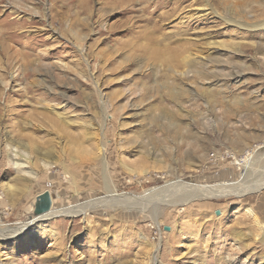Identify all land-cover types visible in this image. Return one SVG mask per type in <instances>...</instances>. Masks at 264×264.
<instances>
[{
    "label": "rangeland",
    "instance_id": "1",
    "mask_svg": "<svg viewBox=\"0 0 264 264\" xmlns=\"http://www.w3.org/2000/svg\"><path fill=\"white\" fill-rule=\"evenodd\" d=\"M205 1L264 20V0H0V223L43 191L84 209L0 240V264H264V27L186 18ZM178 184L203 196L140 211Z\"/></svg>",
    "mask_w": 264,
    "mask_h": 264
},
{
    "label": "bare ground",
    "instance_id": "2",
    "mask_svg": "<svg viewBox=\"0 0 264 264\" xmlns=\"http://www.w3.org/2000/svg\"><path fill=\"white\" fill-rule=\"evenodd\" d=\"M184 1V0H183ZM196 1V0H195ZM248 1V0H247ZM249 2V1H248ZM165 3V2H164ZM163 3V4H164ZM166 4V3H165ZM164 4V5H165ZM199 4V3H198ZM241 4V2H240ZM259 4V3H258ZM194 5V4H193ZM246 5V3H245ZM198 6V5H197ZM236 6V5H235ZM257 8V7H256ZM173 10H175V8H172ZM191 9V8H190ZM168 14H171V10L168 11ZM185 14V13H184ZM216 15L218 17H221L227 24H231V25H234V26H237V27H244L245 29H256V28H262L264 27V20H261V21H255L253 23H248V22H245V21H242L240 19H235V18H227V17H224L222 15V13H219L217 12L216 10L212 9L211 6L208 5V3L205 1L203 6L202 7H194L192 8L190 11L187 12V16L186 18L189 19V20H192V19H197V21H207V19L210 17V15ZM212 15V16H213ZM250 15V14H249ZM170 16V15H169ZM210 19V18H209ZM208 19V20H209ZM254 19V18H253ZM222 20V21H223ZM191 22V21H190ZM192 23V22H191ZM19 29V28H18ZM10 31V30H9ZM4 34V33H3ZM19 34V33H18ZM5 36V35H4ZM15 37V36H14ZM13 40V39H12ZM2 44V43H1ZM3 46V45H2ZM3 48V47H2ZM1 48V52L0 53H3V50L4 48L2 49ZM7 48V47H6ZM8 50V49H7ZM5 53V52H4ZM8 54V53H7ZM10 54V53H9ZM4 56V55H2ZM191 56L193 57V54L192 53H189L185 56H182L181 57V63L185 66L188 67V64H189V61H191ZM6 57V56H5ZM8 58V57H7ZM194 59V58H193ZM197 59V58H195ZM10 64V62H9ZM193 65V64H192ZM8 66V65H7ZM189 72V71H188ZM196 72V71H195ZM12 146V145H10ZM12 148H15L14 149H11V151L15 152V156L16 155H21V153H27L28 152V147L26 145H19V146H13ZM23 155V154H22ZM41 155V159L39 161V164L42 168L44 169H49V168H52L54 167L58 162L57 160H54V158L52 157V155H50L49 153H40ZM21 157V156H20ZM21 160V159H20ZM25 162V161H24ZM18 167H21L24 163H15ZM239 164V163H238ZM235 183L237 182H234V183H230L229 185H235ZM175 183H170V187L171 185L173 186ZM176 186V185H175ZM212 187V186H211ZM215 187V185H214ZM217 188H219L220 190L222 189H225L223 187H219V186H216ZM177 188V192L175 193H172L170 190L169 192L166 191V194H164V190L162 191V193H153V192H149L148 193V196L145 198V200L148 202V204L145 205L146 202H138V206H143L142 208H140V211H145V208L148 207V205H152V203L154 202L155 203H158V198L159 196L162 197V194L164 195V201H169L171 199H180L181 202H184L185 200H190V199H193L194 197L198 198V197H201L203 196V193L199 192L200 189L198 186H191V185H184V184H178V186L176 187ZM216 188V189H217ZM232 188V187H231ZM261 188V186L257 187L255 190H259ZM201 189H204L203 187ZM210 189V188H209ZM215 190V188H214ZM246 191V190H245ZM243 193V192H241ZM207 194V193H206ZM112 196L115 195V193H112L111 194ZM228 195V194H227ZM115 198H118L119 197H115ZM185 199V200H183ZM162 202V201H160ZM172 204V203H171ZM177 204V203H176ZM168 205V204H167ZM152 208V207H151ZM130 209H137L136 206H131ZM139 209V208H138ZM51 210V209H50ZM84 209L81 207V205H75V206H72L70 207L68 210H61V211H49L45 214H42V215H39L37 217H33L32 216V219L28 222H26L23 226H21L20 228L18 229H9V228H3L1 223H0V240H9V239H12L13 237H15L16 235H20L19 232L21 230H24L25 227L27 226H30V225H33L35 222L37 221H45V220H49L53 217H56L57 215H64V216H74L75 214H78L80 212H82ZM147 210V209H146ZM33 232V231H31ZM159 253V252H158ZM157 261V260H156Z\"/></svg>",
    "mask_w": 264,
    "mask_h": 264
},
{
    "label": "water",
    "instance_id": "3",
    "mask_svg": "<svg viewBox=\"0 0 264 264\" xmlns=\"http://www.w3.org/2000/svg\"><path fill=\"white\" fill-rule=\"evenodd\" d=\"M34 208L32 212V216L35 218L39 215L45 214L50 211L52 206V199L50 193L48 191H43L38 194L35 198ZM215 214L218 215L219 211L216 210ZM168 230V227H165Z\"/></svg>",
    "mask_w": 264,
    "mask_h": 264
}]
</instances>
